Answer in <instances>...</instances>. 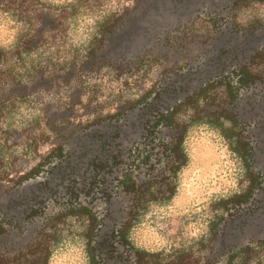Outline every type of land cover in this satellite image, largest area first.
I'll return each instance as SVG.
<instances>
[{
	"label": "flooded vegetation",
	"instance_id": "1",
	"mask_svg": "<svg viewBox=\"0 0 264 264\" xmlns=\"http://www.w3.org/2000/svg\"><path fill=\"white\" fill-rule=\"evenodd\" d=\"M165 1L172 3L175 25L182 16L186 24L195 17L210 23L204 50L168 72L144 99L73 129L3 190L0 245L6 255L41 246L50 257L45 246L58 240L52 229L72 218L87 264H167V249L138 243L135 226L175 192L183 167L182 112L215 85L206 95L223 88V136L232 150L234 144L244 184L221 201V215H213L200 264H249L252 255L253 264L263 263L256 254L264 253V62L258 63L264 26L237 28L234 18L243 5L264 2ZM185 26L177 29V40L187 34Z\"/></svg>",
	"mask_w": 264,
	"mask_h": 264
},
{
	"label": "rangeland",
	"instance_id": "2",
	"mask_svg": "<svg viewBox=\"0 0 264 264\" xmlns=\"http://www.w3.org/2000/svg\"><path fill=\"white\" fill-rule=\"evenodd\" d=\"M86 1L74 18L55 27V35L20 65L31 100L18 105L3 123L10 124V134L3 148L0 194L73 129L144 99L168 72L201 53L212 33L210 23L199 17L188 24L186 16L178 17L181 24L175 25L172 3L165 0ZM110 13L117 19L91 52L99 37V21ZM182 24L187 34L177 40ZM234 24L237 28L264 26V4L243 5L236 11ZM25 30L0 13L1 46L11 48ZM29 63L37 70H31ZM222 89L211 91L216 101L221 100L216 106L198 101L202 111H222ZM191 115L185 107L181 118L185 122ZM183 147L186 163L178 173L175 192L138 219L134 236L149 249H167V264H184L182 250L188 254L185 264H200L207 257L208 226L213 215H221L220 200L242 189L243 167L230 141L208 123L190 125ZM52 230L58 240L45 246L51 252L47 264H87L79 226L72 218ZM256 255L264 263V253ZM252 256L248 263L256 259Z\"/></svg>",
	"mask_w": 264,
	"mask_h": 264
},
{
	"label": "trees",
	"instance_id": "3",
	"mask_svg": "<svg viewBox=\"0 0 264 264\" xmlns=\"http://www.w3.org/2000/svg\"><path fill=\"white\" fill-rule=\"evenodd\" d=\"M84 1L86 0L53 3L44 0H0V13H6L13 20L21 23L26 29L25 32L14 42L11 48L7 49L0 45V173L5 172V155L3 153V148L6 146V140L10 134V124H5V126H3V123L12 116L13 110L18 107V105L31 100L30 92L26 90L27 85L21 79L23 74L20 71V65L26 57L30 56L31 53L38 52L40 46L47 41L48 37L55 35L53 34L55 27H61L70 19V17L74 18ZM97 1L98 0H87L86 2L92 4ZM258 1L264 2V0ZM116 19L114 13L102 17L99 21V37L95 40L91 52L98 47V43L101 41V36L106 35ZM260 62H264V53L258 59V63ZM30 66L31 70L34 71L35 67L33 68L32 64H30ZM230 85L228 83L226 87L230 88ZM20 86L24 88H21ZM210 86L212 87L215 85H209V87L203 88L199 97L202 99L201 102H203V104L213 103L216 106L218 102H221L219 100L216 101V95H206V90H208ZM199 97L196 98V104L190 108L192 111L190 119L184 122V135L190 125L205 122L212 127L217 128L222 135H226L227 137L228 133H226L227 130L223 125L224 122L220 119L221 113H218L216 110L202 111L203 106L199 105L200 103H197ZM235 146H237L238 151V142L236 143V141ZM232 148L235 150L234 144L232 145ZM185 163L186 154L184 152L183 165ZM1 230L0 226V233ZM41 248V246H34L30 250H21L17 251L14 255H6L0 245V264H47L49 252L47 250L44 251ZM181 254L185 264L188 259V254L184 250H182ZM255 264L263 263L257 261Z\"/></svg>",
	"mask_w": 264,
	"mask_h": 264
}]
</instances>
